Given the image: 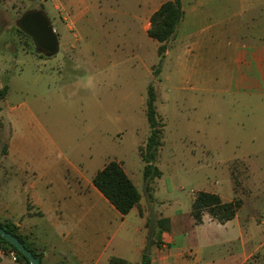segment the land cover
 Segmentation results:
<instances>
[{
	"label": "crops",
	"instance_id": "crops-1",
	"mask_svg": "<svg viewBox=\"0 0 264 264\" xmlns=\"http://www.w3.org/2000/svg\"><path fill=\"white\" fill-rule=\"evenodd\" d=\"M146 1L148 9L136 19L158 51L161 44L148 35L150 19L173 0ZM82 2L70 0L72 17L81 15ZM143 3L138 0L140 8ZM182 9L161 69L164 84L172 79L195 93L264 100V0H182ZM158 60L157 53L142 64L151 72ZM98 65L96 71H107L103 59ZM14 80L0 74V91L6 81L9 86L0 102V223L16 226L42 264H110L112 257L142 264L146 253L151 264H264V165L253 162L264 157V146L246 154L241 194L233 176L228 188L209 192L224 203L242 201L233 220L221 224L205 213L197 224L191 214L195 196L187 210L175 208L159 196L157 181L148 184L144 170L141 180L122 165L141 194L124 216L93 183L109 159L92 171V148L83 151L58 115L42 118L34 106L14 101ZM54 108L42 104L39 110ZM161 219L170 221L168 230L158 227ZM0 264L16 263L0 251Z\"/></svg>",
	"mask_w": 264,
	"mask_h": 264
},
{
	"label": "rangeland",
	"instance_id": "rangeland-1",
	"mask_svg": "<svg viewBox=\"0 0 264 264\" xmlns=\"http://www.w3.org/2000/svg\"><path fill=\"white\" fill-rule=\"evenodd\" d=\"M82 1L81 15L72 17L70 0H0V74L4 80L15 77L19 92L12 99L34 106L42 118L58 115L83 151L92 148V171L109 159L142 180L140 151L150 132L146 101L153 83L165 124L157 161L163 175L154 181L159 196L187 210L198 192L226 189L232 176L241 194L246 154L264 146V100L195 93L172 79L164 84L154 77L158 61L151 72L142 64L158 53L136 19L147 1L141 0V8L138 0ZM31 10L50 19L60 41L57 55L41 57L33 39L19 33L18 20ZM101 59L106 72L95 69ZM59 66L61 74L40 72ZM42 104L55 110L42 112ZM253 160L264 165L261 154Z\"/></svg>",
	"mask_w": 264,
	"mask_h": 264
},
{
	"label": "trees",
	"instance_id": "trees-1",
	"mask_svg": "<svg viewBox=\"0 0 264 264\" xmlns=\"http://www.w3.org/2000/svg\"><path fill=\"white\" fill-rule=\"evenodd\" d=\"M183 17L184 11L182 9V0H173L164 3L151 17V28L148 31V35L151 39L161 44L158 49V64L154 71V77L156 79H158L161 74V69L168 50V43L173 38ZM18 31L20 34L26 36L21 30ZM8 90L9 86L6 81L3 89L0 91V102L5 98ZM157 102V91L152 83L148 88L146 101V118L150 132L145 147L140 151L144 163V178L148 184L160 179L163 175L162 171L157 166V161L159 151L163 146L165 124H163L158 114ZM93 183L108 201L124 216L128 215L140 202L141 194L125 172L122 163L120 162H109L103 170L97 173L93 179ZM241 207V200L236 199L232 202L224 203L219 195L201 191L194 197L191 214L197 224L202 223L205 213H208L219 223L225 224L236 217ZM169 223V220L161 219L158 221L157 225L161 230H168ZM0 225L17 237L42 263L41 254H38L18 233L16 226L2 223H0ZM0 251H3L6 254L15 252L18 258V264H29L25 256L1 236ZM110 264L131 263L118 257H112L110 259ZM142 264H151L149 254L146 253L144 255Z\"/></svg>",
	"mask_w": 264,
	"mask_h": 264
},
{
	"label": "water",
	"instance_id": "water-1",
	"mask_svg": "<svg viewBox=\"0 0 264 264\" xmlns=\"http://www.w3.org/2000/svg\"><path fill=\"white\" fill-rule=\"evenodd\" d=\"M18 28L33 39L39 54L53 57L59 53V37L44 11H31L24 14L18 21ZM0 236L23 254L29 264H42L31 250L1 225Z\"/></svg>",
	"mask_w": 264,
	"mask_h": 264
},
{
	"label": "built area",
	"instance_id": "built-area-1",
	"mask_svg": "<svg viewBox=\"0 0 264 264\" xmlns=\"http://www.w3.org/2000/svg\"><path fill=\"white\" fill-rule=\"evenodd\" d=\"M9 256L11 257V259H12L16 264H18V258H17V255L15 254V252H10V253H9Z\"/></svg>",
	"mask_w": 264,
	"mask_h": 264
},
{
	"label": "flooded vegetation",
	"instance_id": "flooded-vegetation-1",
	"mask_svg": "<svg viewBox=\"0 0 264 264\" xmlns=\"http://www.w3.org/2000/svg\"><path fill=\"white\" fill-rule=\"evenodd\" d=\"M31 11H42V10H31ZM31 11H28V12H31ZM28 12H26V13H28ZM25 13V14H26ZM19 21V20H18ZM17 27H18V22H17ZM36 46V45H35ZM36 52H37V48H36ZM37 54H39L38 52H37ZM40 55H43V54H40ZM43 56H45V55H43Z\"/></svg>",
	"mask_w": 264,
	"mask_h": 264
}]
</instances>
